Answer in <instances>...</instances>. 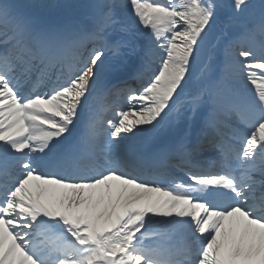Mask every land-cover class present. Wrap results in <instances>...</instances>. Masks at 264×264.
<instances>
[{
  "label": "snow or ice",
  "instance_id": "6c2138e0",
  "mask_svg": "<svg viewBox=\"0 0 264 264\" xmlns=\"http://www.w3.org/2000/svg\"><path fill=\"white\" fill-rule=\"evenodd\" d=\"M0 264H264V0H0Z\"/></svg>",
  "mask_w": 264,
  "mask_h": 264
},
{
  "label": "bare ground",
  "instance_id": "6f19581e",
  "mask_svg": "<svg viewBox=\"0 0 264 264\" xmlns=\"http://www.w3.org/2000/svg\"><path fill=\"white\" fill-rule=\"evenodd\" d=\"M243 87H245V88H248L249 86L245 83L244 85H243ZM111 102H113V100L111 99ZM112 113V112H111ZM113 116L112 117H114V112H113V114H112Z\"/></svg>",
  "mask_w": 264,
  "mask_h": 264
},
{
  "label": "rangeland",
  "instance_id": "374dc122",
  "mask_svg": "<svg viewBox=\"0 0 264 264\" xmlns=\"http://www.w3.org/2000/svg\"><path fill=\"white\" fill-rule=\"evenodd\" d=\"M57 2H59V3H62V2H63V0H57ZM53 15H55V13H53Z\"/></svg>",
  "mask_w": 264,
  "mask_h": 264
}]
</instances>
